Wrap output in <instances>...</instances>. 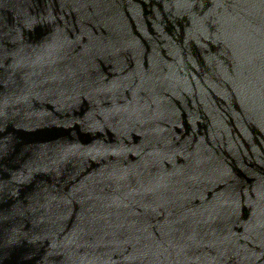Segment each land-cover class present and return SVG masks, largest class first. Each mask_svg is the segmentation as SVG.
I'll return each mask as SVG.
<instances>
[{"label": "water", "instance_id": "obj_1", "mask_svg": "<svg viewBox=\"0 0 264 264\" xmlns=\"http://www.w3.org/2000/svg\"><path fill=\"white\" fill-rule=\"evenodd\" d=\"M0 264H264V0H0Z\"/></svg>", "mask_w": 264, "mask_h": 264}]
</instances>
